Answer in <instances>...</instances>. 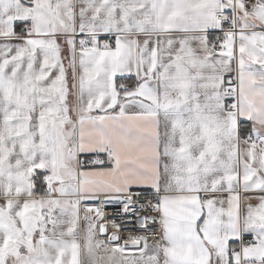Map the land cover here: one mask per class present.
<instances>
[{
    "label": "snow or ice",
    "instance_id": "snow-or-ice-1",
    "mask_svg": "<svg viewBox=\"0 0 264 264\" xmlns=\"http://www.w3.org/2000/svg\"><path fill=\"white\" fill-rule=\"evenodd\" d=\"M0 264H264V0H0Z\"/></svg>",
    "mask_w": 264,
    "mask_h": 264
},
{
    "label": "built area",
    "instance_id": "built-area-1",
    "mask_svg": "<svg viewBox=\"0 0 264 264\" xmlns=\"http://www.w3.org/2000/svg\"><path fill=\"white\" fill-rule=\"evenodd\" d=\"M219 33L216 32L214 33V35H218ZM138 191H145L147 195H151V191L148 190H138ZM99 202L93 204V205H98ZM92 206V205H91ZM122 206L121 205H105V211L109 212V213H115V212H119L121 210ZM110 219H117V220H122V219H128V217H109ZM133 229H129V228H125L123 230V234L127 235L129 231H131Z\"/></svg>",
    "mask_w": 264,
    "mask_h": 264
},
{
    "label": "crops",
    "instance_id": "crops-1",
    "mask_svg": "<svg viewBox=\"0 0 264 264\" xmlns=\"http://www.w3.org/2000/svg\"><path fill=\"white\" fill-rule=\"evenodd\" d=\"M82 159H84V157H82ZM137 190H144V189H137ZM148 191H151L150 189H148ZM97 202H99L98 200H91V201H85V202H83L84 204H87V205H89V206H91V205H93V204H95V203H97Z\"/></svg>",
    "mask_w": 264,
    "mask_h": 264
}]
</instances>
